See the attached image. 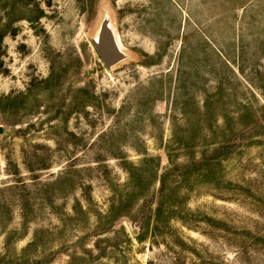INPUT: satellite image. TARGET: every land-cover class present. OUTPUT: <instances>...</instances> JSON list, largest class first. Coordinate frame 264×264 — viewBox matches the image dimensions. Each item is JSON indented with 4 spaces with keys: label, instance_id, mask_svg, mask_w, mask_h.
<instances>
[{
    "label": "rangeland",
    "instance_id": "rangeland-1",
    "mask_svg": "<svg viewBox=\"0 0 264 264\" xmlns=\"http://www.w3.org/2000/svg\"><path fill=\"white\" fill-rule=\"evenodd\" d=\"M0 264H264V0H0Z\"/></svg>",
    "mask_w": 264,
    "mask_h": 264
},
{
    "label": "water",
    "instance_id": "water-1",
    "mask_svg": "<svg viewBox=\"0 0 264 264\" xmlns=\"http://www.w3.org/2000/svg\"><path fill=\"white\" fill-rule=\"evenodd\" d=\"M97 51L108 66L115 63L120 58V52L108 31L102 33L101 41L97 46Z\"/></svg>",
    "mask_w": 264,
    "mask_h": 264
}]
</instances>
